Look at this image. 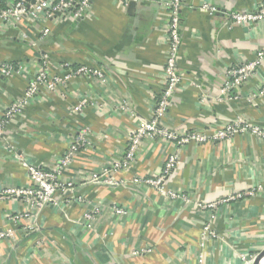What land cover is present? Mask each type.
I'll return each mask as SVG.
<instances>
[{"label":"crops","instance_id":"1","mask_svg":"<svg viewBox=\"0 0 264 264\" xmlns=\"http://www.w3.org/2000/svg\"><path fill=\"white\" fill-rule=\"evenodd\" d=\"M165 1L138 0L129 7L117 0H92L77 21L46 22L49 34L44 40H37L41 27L27 21L20 29L29 43L14 29L0 34V61L22 64L26 70L9 79L0 76V114L22 97L42 53L53 65H86L107 74L104 84L77 77L59 86L55 94L35 96L6 125L0 139V191L29 185L25 169L13 155L33 165H54L79 127H89L93 136L64 175L75 182L73 192L84 197L82 203L45 206L36 215L37 230L24 233L22 222L10 220L21 213L22 203L0 199V231H16L14 238L0 241V264H198L201 256L202 264H245L241 255L250 260L264 248V141L249 132L222 142L177 148L179 163L167 186L189 197L188 202L161 197L144 185L86 182L91 172L121 157L128 132L148 117L161 93ZM262 1L183 0L178 67L184 80H198L207 104L200 105V90L183 82L164 125L185 134L219 128L241 116L264 128V98L255 105L245 101L264 84V63L242 86L241 99L215 100L226 70L264 50V21L228 27L223 13L250 11ZM203 3L218 12L208 16L198 11ZM122 99L129 110L118 106ZM81 100H86L81 113H74L72 107ZM174 148L164 141L145 140L133 166L114 178L157 176ZM235 195L241 197L227 200ZM213 203L214 209L198 207ZM113 205L127 214L116 219L110 210ZM95 206L99 212L86 228L84 214ZM211 216L217 240L202 235L201 228Z\"/></svg>","mask_w":264,"mask_h":264},{"label":"built area","instance_id":"2","mask_svg":"<svg viewBox=\"0 0 264 264\" xmlns=\"http://www.w3.org/2000/svg\"><path fill=\"white\" fill-rule=\"evenodd\" d=\"M92 0H0V34L5 35L8 30H17L21 40L28 41L25 31L21 30L22 23L27 21L31 25L40 26V32L37 40H44L49 34V28L46 22L63 19L68 21H77L85 16L89 10ZM122 6H127L130 2L136 3L138 0H117ZM183 0H166L164 7L165 28H166V52L164 67L162 71V90L158 97L153 100L151 111L148 117L140 119L137 126L131 129L127 134V146L121 157L109 160L97 171L91 172L86 177V182L95 185L126 186L127 184L147 186L161 197L169 199H180L189 201V197L177 191L168 188L167 181L174 169L179 163L177 148L189 144H205L207 142H222L229 140L238 134L251 133L261 141H264V128L254 126L248 123L243 117L236 116L232 122L225 123L223 126L215 129L189 130L185 134L163 124L166 113L171 105L175 92L180 88L183 82L189 87L200 90L199 103L201 106L207 104V95L202 91L201 84L195 78L184 80L181 74L178 61L181 47V19L180 11ZM208 16L215 14L217 9L207 4H200L197 8ZM225 25L228 27L234 24H240L246 27L255 25L264 21V1L257 4L252 10L245 12H226L223 13ZM35 43L31 42V46ZM39 68L28 80L27 86L22 97L13 101L5 111L0 114V139L5 131L8 122L26 109L30 101L39 94H55L59 86H65L70 80L77 77L86 79H96L104 84L107 80V74L103 69L91 66L73 67L69 63L53 65L47 54L42 53L39 56ZM264 63V50L256 51L254 58L247 63L235 64L225 72V80L220 89L219 97L216 101H234L239 100L240 91L246 81L257 74ZM25 67L22 64H15L9 61H0V76L11 78L24 73ZM264 98V84L251 95L245 97V101L250 105H255L257 101ZM86 100H81L72 107L74 113H81ZM125 99L119 102V107L123 110H129ZM134 116L133 112H130ZM92 133L89 127H79L71 135L66 150L62 153L54 165L38 166L28 163L23 157L13 155L16 161H19L25 169L29 185L27 187H4L0 191V199H17L22 203L23 209L18 215L11 216L10 220L14 224L22 222V232L29 233L37 230L36 215L45 206L53 205L60 207L62 203H82L84 197L74 194L73 187L75 182L64 177L76 155L83 151L92 143ZM107 138V135L99 136ZM145 140L164 141L170 143L174 148L162 165L159 175L154 177L134 176L131 179L116 180L114 175L120 171H128L135 161L136 153ZM261 187H258L260 189ZM249 194H252L249 193ZM241 195L228 197L229 199L240 198ZM223 200L222 202H224ZM201 209L216 207V203L201 205ZM112 215L119 219L127 214L123 207L115 205L110 208ZM99 212L97 206L92 207L90 212L84 214V220L87 222L86 228H90V223L94 216ZM214 216L210 217L209 222H205L201 228L202 235L206 239H218L216 233L212 230ZM89 223V224H88ZM16 231L6 229L0 231V241L8 238H14ZM245 264L253 261L254 257L247 260L241 255ZM198 264H202V256L198 259Z\"/></svg>","mask_w":264,"mask_h":264},{"label":"water","instance_id":"3","mask_svg":"<svg viewBox=\"0 0 264 264\" xmlns=\"http://www.w3.org/2000/svg\"><path fill=\"white\" fill-rule=\"evenodd\" d=\"M134 5H135L134 2H130L128 4L129 7H133ZM263 259H264V248L259 253H257L251 264H261V261Z\"/></svg>","mask_w":264,"mask_h":264},{"label":"bare ground","instance_id":"4","mask_svg":"<svg viewBox=\"0 0 264 264\" xmlns=\"http://www.w3.org/2000/svg\"><path fill=\"white\" fill-rule=\"evenodd\" d=\"M261 264H264V260L261 262Z\"/></svg>","mask_w":264,"mask_h":264},{"label":"rangeland","instance_id":"5","mask_svg":"<svg viewBox=\"0 0 264 264\" xmlns=\"http://www.w3.org/2000/svg\"><path fill=\"white\" fill-rule=\"evenodd\" d=\"M4 133V132H3Z\"/></svg>","mask_w":264,"mask_h":264}]
</instances>
